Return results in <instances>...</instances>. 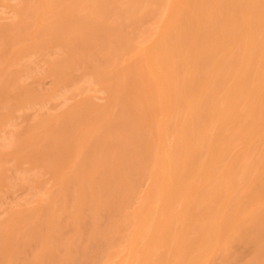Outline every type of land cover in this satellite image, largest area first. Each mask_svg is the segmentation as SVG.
Masks as SVG:
<instances>
[{
  "label": "rangeland",
  "instance_id": "1",
  "mask_svg": "<svg viewBox=\"0 0 264 264\" xmlns=\"http://www.w3.org/2000/svg\"><path fill=\"white\" fill-rule=\"evenodd\" d=\"M145 1L147 2L145 6L143 8L140 7L139 11L136 12L135 15L138 19L137 27L133 29L129 26L122 25L120 38L108 41L103 38L102 30L97 27H89L90 30L88 31V34L86 36L87 42L89 43V45L96 43L100 51V57L96 55V59L93 58V60L90 59L89 55L84 51H72V48L64 46L58 41H52L51 43L45 41V37L43 35L45 28H47L46 22L44 24L32 22L33 18L28 14V9L36 6V4L39 3V0H0V48L3 46L5 37L10 35L11 40V42H9L7 50L3 54L0 53V88L1 84L6 81V89L8 93L7 96H4L0 92V235H18L16 233L20 232V230H17L15 232V229L13 227L16 225L18 226V228L16 229L21 228L25 231V244L23 243L25 246H21L20 250H16L10 245H6V248L2 247L0 253V264H58V256L49 252L50 250H45L43 248L48 239L45 238L46 233H43L40 236L41 232H45L42 229V226L43 224H46L47 221L46 210L48 209V206L54 200H62L60 205L56 207L53 216L54 218H57L60 222H62V225L60 227H65L68 231L61 230L57 235L62 239L76 237V231L74 232L73 230L78 220L75 216L78 215L79 217H81L82 214L87 216L91 215V204L89 202V198L93 192L89 187L84 190L79 188L80 185L86 186L87 181L85 179V175L88 172L86 169H88L90 172L98 173L99 176H102L103 172L105 171V167L110 165H112L111 171L113 172V179L112 183L109 182V185L111 186V192L115 193V201L117 203H115L114 205H110L106 210V214L108 218L112 222H114L112 226H116L117 232H110L108 234V237L112 238V256L108 258L107 253L98 254V252L95 250L93 251V256L90 259V262L91 264H128L130 254L132 253V250L129 247V237L132 231L140 224V219L138 221L136 214L131 212L134 206H137L142 200L145 192L151 187V182L149 180L150 178L143 174H136L134 170V166L136 163L134 158L136 157V155L134 152H132L133 148L131 145L133 142H138L143 138H148V136H143L144 134L140 132L142 130V125L141 123H139V117H142L144 112H148L152 117L151 128L155 131L157 127H161L162 130L161 133H159L160 135H158L157 133H152L154 141L152 146L149 148V152L145 155L146 160H153L155 158V149L157 147L163 146L166 150H172L174 148V143H178V141L175 139L176 137H178V131L182 130V128L185 126V124L181 122L183 118L191 115L192 120L194 117V120H196L199 118L198 116L204 114L205 112V107H203L198 113H193L192 111L196 109V106H194L195 108L191 111L192 114H194L193 117L191 113L188 114L189 109H192V105H197V103L199 105V99L201 98L202 100L201 96H205L206 98L212 96L211 85L214 80H204L206 79V77H204V74L208 73V75L210 74L209 77H212L214 74L211 75V72H214L213 70L216 67L215 65L222 62L221 56H227V58L223 57L226 58L225 63H221L220 65L218 64V66L222 68V66L224 67V65H226V62L228 61L227 59H230L229 57H231L228 55H232L236 51L237 46L239 47V44L245 42V40L243 39L244 41L242 40L243 42L240 43L241 39L243 37L245 38V34H248V37L246 36L247 39L245 38L246 42L247 40L249 42L252 37L250 36V29H248L249 25H244V32H242L243 37H241L240 40H238V38L236 37L240 38L241 35L230 38L232 39V42L234 39V42L239 41V44L229 42L230 40L226 38L228 44L225 45V43H221L219 40L221 44H224L223 50L221 47H218L219 50H222L219 52L217 51V47H215L216 45H213V42L216 44L218 43L219 45V42H217V40L218 38L221 39L220 36L222 34L223 39L221 40H223V42L226 41L224 39L225 35H227L225 33L226 28L224 29L223 33H219L221 30V27H219V32L213 31L216 34L211 33L212 30L208 29L211 31L209 32L211 33V35H209L213 37L212 39L210 38L213 41L212 44L211 42H209L211 40L207 41V39H209L207 38L209 35L206 36V34L202 33L204 29H207V27L211 28V26L213 25L212 24L209 26V24L214 23L218 20L222 19L221 21H223V23H229L228 21H224L225 19L223 20L222 18L223 14L226 13L222 11L227 10L226 7L225 10V8L222 6L224 5V3V6H226V3L228 5V2L230 3L231 0H227L228 2L226 0H215L213 1L215 3H211L213 4V6H211L213 8L217 7V5L214 4H218L220 1L219 4H221V6L220 8L218 6V8H223V10H221L222 13L220 12L221 16L218 12L220 11L218 8L215 11L210 8L214 12H218L216 15H219L221 18H216V20H213L214 22L211 21V18L215 16L214 12H210L212 10H208L211 13H209V16L211 17L209 18L210 20H208L209 16H207L206 19V15L208 14L207 9L209 8L207 4H209L212 0L210 2L209 0H203L204 2L206 1L204 10L205 18L203 14L204 11H201L202 14H200L201 12H199V9H202L204 7V3L200 0H194L198 4L197 6L203 3V6H201L202 8H200L199 6V8L197 9V6L195 5L196 3L193 2V0H189L192 1L190 2L191 4L189 3V5H187L188 0H185L186 2L182 0L183 3L181 2V0H175L178 2L180 1V4L178 2L173 3L174 0H172V11L170 8L167 12L161 14L165 16V19L163 18V16L159 15V17L161 16V19L159 18L158 24V17L156 16L155 7L151 6L147 0ZM198 1H200L201 4L198 3ZM245 1L246 2H244L243 0H234L236 4L238 2V7L236 6V9L239 10V12L243 9V12H240L241 15L243 14L242 16H244L245 10H249L248 6L252 5L251 7H254L257 10V6L259 5V0L258 2L257 0H249V3L248 0ZM251 1H253L252 3L254 5L251 3ZM101 2H104V0H100V2L98 1L99 4ZM243 2L246 4V9L244 8L245 4ZM254 2H257L258 5ZM261 3L263 4L264 2L261 1ZM211 4H209V6ZM100 5L98 6V8L100 7ZM182 6L183 8L180 9L179 7ZM186 6H190L191 8L189 7L188 9ZM263 6H260V9ZM185 7L187 9H185ZM178 8L180 10H177ZM71 9L73 10V8ZM190 9H196L195 11L199 10L197 11L198 13L196 14V16L200 17L201 20H198V18L193 13H190ZM252 9L253 8H251V10ZM255 9H253L252 11H254ZM182 10L183 13L181 12ZM174 11H176V14L174 13ZM186 11H188L189 15H193H190L193 17V19L195 17L197 18L196 20L194 19L195 21L193 19L189 20L190 26L188 25L187 19H185L188 15ZM227 11L229 17L227 14L226 16L230 19V11ZM171 12H173L174 14ZM179 12L184 17L178 20V18L180 17ZM247 12L250 13V11ZM77 13L75 12V14ZM249 13H247V15ZM165 14H167V16ZM73 15L74 12L69 14L66 27H75V24H73L74 22L70 21L74 18ZM174 15L177 17H175ZM189 15L187 17L190 18ZM199 15H202L205 21L207 20L211 22L205 25V21L203 20L204 22L199 23L200 21H202V17ZM168 18L171 20L169 21ZM180 20L182 25L181 27H178V24L180 25ZM162 21L164 22L163 26ZM196 21H198L199 23L198 26H201L204 23V29H202L201 26L202 32L200 27H197V32L199 31L198 34L200 35L201 33L203 35V37L201 35V38H204V36H206L207 39L205 42L210 43V45L206 43V46L208 45L209 47L207 48L210 51L212 50L211 53L209 51L203 52V50L201 49L200 50L202 53L200 51H198L200 53L197 52V50H199L198 48H200L199 45H201L200 41L203 40H201L199 35V38L197 37L198 39H196L195 35H197V33H195L194 31V35L191 32L193 30H196ZM221 21L220 23H222ZM19 23H28L29 25L27 24V27L30 26L32 31L37 32L36 38L38 40V43H40L38 47H24L29 46L31 40H27L28 37L24 36L22 30H19L20 32L18 31V29L20 28L17 27V24ZM226 24L224 27H226ZM159 25H161L160 27L162 28L160 29L162 31H159ZM187 25L189 27H187ZM182 26L186 27L183 28ZM178 28H180L183 33L184 31L186 32L187 30H190V28L192 29L190 32L188 31L189 33L186 32L188 34H182L181 31L179 32ZM245 29L247 32L245 31ZM242 30L243 29L241 28L240 34H242ZM175 31L176 33L174 35ZM17 33L21 34L15 36L17 35ZM170 33L173 35H171ZM177 33L181 36V39L183 38V41H181L180 36H178L180 42H183V46L180 44V46H182L181 49L186 48L185 42L187 41V44H190V42L193 41L192 39L195 40L193 41V43H196V41H198L197 43L199 45H197L196 43L197 47L195 52L192 50L194 49L195 44H188L187 47L190 48L191 46H193V48H186V51L182 50L185 53H181V56L184 55V57H180L179 60L178 56L177 62V65L179 64V67L181 66L180 68L182 71L178 69L179 67H177V69L179 70V72H182L183 80L185 82H187L190 77H193V74H195L193 70L196 71V76H194L197 77V79H195V77L191 79L194 82V85L193 83H191L192 81H188V83L185 84L183 80V82L180 80L182 82L180 83L181 85L183 84V86L175 88L179 89L180 91L174 92L172 94L173 91L168 84L172 85L173 81L174 83L178 82L173 75V68L176 63L173 65H168V57L164 54L167 52L166 47L169 46L171 48L168 47L167 49H171V53L173 51V48L175 47V53L180 55L177 51L180 49V47H176L177 42L175 41L177 40ZM205 33L208 32H206L205 30ZM217 33L221 35L217 36ZM163 34L164 38L162 36L160 39V36ZM168 34H170L172 38L176 36V39H172ZM189 34H193L191 36L194 37L192 38ZM212 34H215L216 36L214 37L212 36ZM131 35H133V37H131ZM134 35L136 37H134ZM185 35H189L191 38L189 36L188 37L191 40H186L188 37L186 38ZM168 36L169 40L165 38ZM160 40L163 41V44L165 46L167 45V41H170L171 45L169 44L166 47H162V41L160 42ZM138 41L141 42L139 45V49H143V52L149 51L148 53H150L152 55V58H154V69H159L160 64L164 65V67L162 66V69H159L160 73L157 77L158 79L160 78L162 73L163 75H166V77H168L167 74L170 72L169 75L171 77L169 76L168 78L164 79L162 75V81L160 79L162 83L158 80L162 84H160L159 87L163 85L166 86V84L168 87H170V91H168L171 96H169V94L167 93L169 98L166 99V95L164 94V92L166 93L167 91V86L162 87L165 88V91H163L162 89V96L164 97H161L159 101H152V86L134 82L136 72L139 70L140 66L144 64V62L146 63V59L142 61L143 57L137 52L139 50L136 48ZM246 42L243 44L249 45L251 41L249 43ZM174 43L175 45H173L172 47V44ZM229 45L234 50L232 49L231 51ZM247 45L245 46L247 48L246 50L249 49V46L251 49V44L249 46ZM201 46L203 49V45ZM206 46H204V48H206ZM148 47L149 49L147 50ZM151 48H153V51L151 50ZM161 48H163L164 52L161 50ZM213 48H216V50H213ZM263 48L264 45L258 51L259 54L260 51L263 50ZM187 49L190 51H188ZM16 50L20 52L15 55L14 53ZM155 50H157L158 52H154ZM159 50L164 54H162ZM225 50H228V55ZM229 50L231 51V53ZM187 51L189 54H191V51L193 52L194 57L192 55H189V57L192 56L190 59L193 58V60L186 58L188 57L186 56L188 55ZM250 51H248V53L251 54L252 51ZM153 52L155 54H158L154 56ZM213 52L215 53V55ZM159 53L160 56L161 54L164 55L163 57L161 56L163 59H166H164V62L162 58H159ZM250 54H248V57ZM261 54H264V51H262ZM211 55L213 56L211 57ZM216 56H218V58L220 57L219 59H221V62L219 60L215 62L213 57ZM253 56V58L257 60L253 61V66L255 65L256 67L252 66V68H250L249 66L252 65L253 59H248L249 61H251H248V64H250L248 65V69L250 68L251 70H253V68L257 69L258 67V69L261 68V70L263 71L264 63H262V61L258 58H255L256 56L254 54ZM200 57L202 59H200ZM211 58L213 59L212 61H210ZM186 60L189 61L188 63H191L192 61V63H194L196 61V63H194L195 69H192L193 65L191 66L190 64H188V66H186ZM205 61V64L207 65L204 64ZM165 62L166 65L164 64ZM197 62H200L199 64L201 65L202 69L204 68L202 64H204L206 68L202 70V73L201 68ZM211 62L212 64H215L213 65V68H210L209 71L207 70V68L210 67ZM208 63H210L209 66ZM56 64L58 67V73L54 74L52 68ZM167 65L169 66V69L171 71L168 69L166 70ZM259 65H261L260 68ZM65 67H67V69H65ZM144 67L145 65L142 66V69ZM196 67L199 68L196 70ZM69 68L71 69L68 70ZM185 68H189L190 72L192 70L193 74L191 73V76L189 74L186 75L187 72L189 73V71L188 69L185 71ZM159 70H157V73L159 72ZM198 70H200V72ZM184 71L186 72V74ZM197 73L199 74L197 75ZM172 75L174 76L173 80ZM184 76L189 78L187 79ZM237 76L239 77V75ZM202 78L203 80H199ZM163 79L166 81L163 82ZM238 79H240V77ZM198 80L200 81V85L198 84ZM120 81H122V87L118 89L117 84ZM159 82H156V84L158 85ZM197 86L200 89H197ZM192 87L195 89V91L193 92ZM121 88H124L123 91ZM196 92H198L197 94L200 93L201 96L199 95V98ZM224 92L225 89L216 90L214 105H216L217 108H221L225 104L221 101ZM194 99H196L197 103H195L196 101ZM188 102H190L191 105L190 103L187 104ZM120 120H123V122L125 121L126 125L122 126L120 124ZM192 120L190 121L191 123ZM207 121L210 123V125L215 127L217 123V117L214 118L213 116H209L207 118ZM226 122L227 125H229L228 120H226ZM196 123L197 122H195V124ZM198 124L199 123L194 125V127H197ZM240 124L238 123L236 125V122L233 121V128L237 126H243L242 124ZM165 127L167 128V131L163 129ZM200 134H202L201 130L191 128L189 132L184 133L183 136L180 137V139L182 137H186L187 139H185L184 141H189V143L193 147H196L199 161L203 160L207 156V151L201 150V144L203 140L199 139L198 136ZM231 134L232 131H227L226 133H224L226 137H229ZM65 141L67 143H65ZM260 146L261 141L258 138V131H250L243 136V142L239 147L236 146L234 151L251 148L254 149L255 152H258L262 150ZM52 147H54V151L49 150V148L51 149ZM102 163L105 164L102 166ZM224 163L225 160L221 161L220 159L217 165L210 167V169L208 170V180H210L211 185H217L220 178L223 180L221 171L224 167ZM199 167L200 166H198V168ZM131 169L134 170V174H131V178H124L123 175L130 172ZM64 179H70V181L65 186V191L63 190V194H60L62 193L60 191V182ZM257 179L258 166H256L255 171L251 172L247 180L249 188L254 189V191L257 189ZM221 184L222 183H219L218 187ZM209 193L210 189L207 188V185L202 184L198 186L196 189V202L201 204L202 206H206L205 212L211 215L214 214L217 210H215V202L210 201L212 200V198H209ZM229 197V194H223L219 202H224L223 205L221 203L220 205H222L223 207L225 206V199H228L226 200V203H228L229 201L231 202V200H229ZM237 198L238 196L232 199L235 200ZM240 200L242 203H245L246 196H241ZM95 204L104 205L108 204V201L106 200V198H103L100 200H96ZM229 204H227L226 206H228ZM65 205L68 206H66V208H63ZM125 218L128 220V223H126L127 225L121 223ZM216 221L213 220L211 222L213 223L210 224V227L212 229L214 228V226H219V220L216 219ZM251 225L253 226V224L247 223L246 228L248 229L249 233L254 234L255 232L250 228ZM211 228L210 235L212 233V236L210 237L212 240L210 239V244L212 246L207 250L205 249L206 251L203 250L202 252H205L202 255L199 254V256H197L198 253L202 252H198L196 254L194 253L197 258L191 257V263L193 261L194 263L202 264L204 261L207 262L209 259L211 260L209 264H243L249 261L251 257L250 254L252 253V246L247 242L227 245V249L225 251L221 253L217 252L219 254H215V256L212 257L213 253H216V248H214L213 242H215L216 247V241L218 240H216L217 238H215V236L217 237L218 229H214V232L211 230ZM256 245L264 246V241H259ZM212 247L214 248L213 250L211 249ZM210 251H213V253H211ZM209 252L211 253V256L207 255L210 254ZM158 254L162 255L161 259L165 258V249L162 248L158 252ZM194 254L192 256H195ZM9 256L11 258H9ZM200 256L202 258L205 257V259H203V261L201 259L200 261ZM194 258L196 259V261L194 260ZM206 262L204 263L208 264V262Z\"/></svg>",
  "mask_w": 264,
  "mask_h": 264
},
{
  "label": "bare ground",
  "instance_id": "2",
  "mask_svg": "<svg viewBox=\"0 0 264 264\" xmlns=\"http://www.w3.org/2000/svg\"><path fill=\"white\" fill-rule=\"evenodd\" d=\"M98 1L100 2V0H39V3L36 4V6L28 9L29 10L28 14L33 18L32 22H36L39 24H44L46 22L47 28H45L44 35H43L45 37L46 42L48 41L49 43H51L52 41H58L62 45L72 48V51L73 50L84 51L89 55L90 59H93V58L96 59L95 57L96 55L100 57V51L96 43L89 45V43L87 42L86 36L88 34V31L90 30L89 27L91 26L92 28L97 27L100 30H102L103 38L108 41L115 40L116 38H120L122 25L129 26L133 29L137 27L138 19L135 16L136 12L139 11L140 7L143 8L145 4L147 3L145 0H104V2L100 3L102 5L101 7ZM147 1L149 2L151 6L155 7L156 16L158 17L157 24L159 22V18L163 16L161 14H164L170 8L172 11L171 5H173L174 2H178L175 0L173 1V3H172V0H147ZM188 1H187L188 3L187 5H189V3L192 2V1H189V2ZM200 1L204 3L203 8L201 7L203 6V3L201 4ZM200 1H198V3L201 4L199 6L202 9H199L200 11L197 10L199 12H201L202 10L204 11L205 5H206L205 3L206 1L205 2L203 0H200ZM210 1L211 0H209V2ZM213 1L215 0H212L209 4H211ZM243 1L246 2L245 0ZM253 1H251V3ZM261 1L264 2V0H259V2L257 0L259 5L257 2H254L255 4L258 5L257 10L254 7H251L252 5L248 6L249 10H245V12L250 11L251 14L247 12L250 14V15L249 14L247 15V13L244 12V16H242L243 14L241 15L240 13V12H243L242 8L240 12L239 10L236 9V6L238 7L237 5L238 2L236 4L234 0H231L230 3L228 2L229 6L227 5V3H226V6H224L225 5L224 3L222 7L224 8L226 7L227 10L230 11L229 13L231 17L230 19L228 18L229 17L228 11L225 8L226 11H222V12H226V13L223 14L222 18L223 20L225 19L224 21H228L229 25L221 21L222 19L220 18L221 16L220 12L221 10H223V8L219 9L221 6V4H219L220 1L218 3L219 5L214 4V5H217V7H213V8L211 7L213 6V4H211L210 6L209 4H207L209 7V8L206 7L208 8L207 11L208 10L210 11L212 9L215 11L217 10L219 6L218 9L220 11L218 12L220 16L216 15L218 12H214L212 10L210 12L211 13L214 12L215 13L214 15L217 16V17L213 16L214 17L213 19V17L211 18L209 16L211 13L209 11L208 12L206 11L208 13V14L206 13L207 14L206 19H207V16H209L208 20H210L209 18L212 19L211 21L216 20V18L217 19L220 18L221 20H218L216 22L213 21L215 24L214 23L209 24L211 21L210 22L207 20L205 21L202 15H199L202 17V21H200L199 23L205 21L204 22L205 25L209 24L210 26L213 24L211 28L206 26L207 29H204V26H203L204 23L202 25L200 24L202 26V29H204L202 32L201 26H198L199 23L198 21H196L197 22V25L195 26L196 30L191 31L192 28H190V30L186 31V32L191 31L192 33L195 31L197 35H195V33L193 34L196 36V39H198L199 36L201 38L202 34L201 33L200 35L198 34L199 31L197 32L198 30L197 27H200L201 32L206 34V36H208L209 34L211 35V33H215L213 31L219 32V29H220L219 27H221V30H222V32L220 30L219 33H223L224 29L226 28L225 33L227 35H225L224 37V39L226 40L225 42L221 40L223 39V34L221 35L217 33L218 34L217 36L221 35L220 36L221 39L218 38L217 42H219L220 40L221 43H225L226 45L228 44L227 39L230 40L229 42H232L231 41L232 39L230 38H234L235 36L241 35L240 38L236 37L238 38V40H240L241 37H243L242 32H244V25H249L250 28L248 26V29H250V32H251V35L250 34L249 35L252 37L251 39L250 38L248 39H250L249 42L251 41L250 42L251 49L249 46L250 44L249 45L243 44L246 42L248 34H245L246 39L244 37L241 39L240 43L245 40V42L241 44L238 43L239 41L234 42L235 40L234 39L233 42L236 44H239V47L237 46L238 49L236 48V51L232 55L229 54L228 50H225L227 55L229 54L228 56H231L229 57L230 59H227L228 61L226 62V65L223 64L224 67L221 65L222 68L218 66L219 63L215 65L216 67L218 66L217 69L219 70H217L216 67L214 66L216 71L214 69L213 70L214 72L213 73L211 72V75L214 74L212 77H209L210 74L208 75V73L207 74L203 73L205 75L204 77H206V79L204 80H207V79H208L207 81L214 80L211 85L212 96L206 98L205 96H201L200 93L197 94L199 91L196 92L198 98L200 95L202 97V100L201 98L199 99L200 103L198 105L197 103L198 98H197V101L196 99H194L196 101L195 103H197L198 106L192 105L193 107L192 109L191 108L189 109L188 114L189 113L192 114V112L198 113L203 107H205V112L204 114L198 116L199 118L196 120H194L195 119V117L193 116L194 114H192V116L194 117L193 120L191 118V115H188V117L183 118L181 122L184 123L185 126L182 128V130L178 131V137L175 138L178 141V143H174V148L172 150H166L165 147L163 146L157 147L155 149V158L153 160H146L145 155L149 152L150 150L149 148L152 146L153 141H154L152 133H157L158 135H160L159 133H161L162 130H161V127H157V129L155 130L157 132H155L151 128L152 117L149 115L148 112H144L142 117H139V123H141L142 125V130L140 132L144 134L143 136H148V138L147 139L141 138L142 140H139L138 142H133L131 145L133 148L132 152H134L136 155V157L134 158L136 162L134 166V170L136 174H143V175H146L148 178H150L149 180L151 182V187L149 190L145 192L142 200L139 202L137 206L136 205L134 206L131 212V213L136 214L138 221L140 219V224L138 227H136L132 231L129 237L130 239L129 247L132 250V253L130 254L128 264H200V263H194L193 261L191 263L190 259L191 257L197 258L195 255L196 253L202 252L205 249L207 250L208 248L212 246L210 244V239H211L210 236H212V233L210 235V228H211L210 224H213L211 222L213 220L216 221V219L219 220V224H218L219 226L218 227L216 226L217 228L214 226V228L213 229L211 228V230L214 231V229H218L217 237L215 236V238H217L216 240L218 241H216L217 242L216 247H215V242H213L214 248H216L215 250L216 253H213V251L212 252L210 251L211 253H213L212 257L215 256V254H219L225 251L227 249L226 248L227 245L234 244V243L247 242V243H250L252 246V253L250 254L251 257L249 261L243 264H264V246L256 245L257 242L264 241V145H263L264 144V70L263 71L261 70L260 68L261 65H259L260 69H258V67L257 69H254V68L253 70L250 69L252 68L254 64L253 61L256 60L253 58L254 57L253 54L256 56L255 58H258L259 60L262 61V63H264V54H261L262 51H264V48L263 50L260 51V54L258 52L261 49V47H263L264 45V8H263L264 3L262 4ZM193 2L196 3V4L194 3L196 6L198 5L196 1L193 0ZM178 3L180 4V1ZM248 3H249V0H248ZM99 5L100 7L98 8ZM190 6L188 7L186 6V7L189 9ZM199 6H197L196 9L199 8ZM260 6H263V7L260 9ZM186 7L185 9H187ZM71 8H73V10ZM179 8L182 9L183 6ZM179 8L177 10H180ZM244 8L246 9V4ZM251 8L255 10L252 11L253 9L251 10ZM195 10H191L190 13H193L196 16L198 12ZM72 11L74 12V15H73L74 18L71 19L70 21L74 22L73 24H75V27L70 28L66 26H67V20H68L69 14L73 13ZM188 11H186L187 14H188ZM75 12L76 13L78 12L79 14L78 13L75 14ZM175 12L176 11H174V13ZM181 12L183 13V10ZM186 13H185V16H186ZM169 14H170V11H169ZM200 14H202V12ZM203 14L205 18V11ZM226 14L228 15V17L226 16ZM159 15L161 16L159 17ZM165 15L167 16V14ZM179 15L180 17L178 16L179 17L178 20L184 17L182 16V14H180V12H179ZM187 16L185 19H187V22L189 25L190 24L189 20L193 19L192 17L193 15L190 16V18ZM224 16L227 18V20ZM164 17L165 16H163V18ZM196 17L198 18V20H201L200 17L198 16ZM196 17L194 18L195 20L197 19ZM169 18L168 20L170 21L171 19ZM220 21L222 23H220ZM179 22H180V25L178 24V27L179 26L181 27L182 25L181 20ZM27 24L19 23L17 24V27H19L20 29H18L17 27L16 28L18 29V31L19 30L23 31L24 36L28 37L27 40L28 39L31 40V42L29 43V46H24V47L36 48L40 44L38 43V40L36 38L37 32L32 31L30 26L27 27ZM225 24H226V27H224ZM163 25H164V22L162 26ZM188 25L187 27L190 26ZM160 26L161 25H159V29L162 28ZM182 27L185 28L186 26L185 27L182 26ZM241 28L243 29L241 31L242 34H240ZM178 29L180 32L181 29L180 28ZM208 29H211L212 32ZM205 30L208 33H205ZM159 31H162V30L160 29ZM186 32L184 31V33L182 32V34H185ZM175 33L176 31L174 32V35ZM19 34L17 33V35L15 36H18ZM164 34L160 36V39L162 36L164 38ZM193 34H189V35L191 36ZM215 34H212V36L215 37L216 36ZM210 35L207 37L209 39H207L206 36H204V38H201V40L204 41V42L200 41L201 45H203V49H202V46L197 43L198 41H196L197 45L200 46L197 52L198 51L201 52V50H203V52L209 51L211 53L212 50L210 51L207 48L209 47L208 45H210V43L205 42L206 39L207 41H209L213 38ZM178 36L180 35L178 34L177 37L174 36V38L175 37L177 38L178 41L175 40L177 44L179 42L178 45L176 44V47L177 46L180 47V49L177 50L180 55L175 53L174 51L175 47L173 48V51H172V53L174 54L171 53V49L170 50L167 49L169 47L168 45L171 43L170 41L166 42L167 44L166 46H168L166 47L163 44V41L160 40V42L162 41L161 46L162 47L165 46L167 52L165 51L166 53L164 54L163 48H161L163 52H161L160 50L159 51L168 57L167 58L169 60L167 61V63L169 62L168 65H171V64L173 65L176 63L175 64L176 67L175 66L174 68L172 67L174 69V70L172 69L174 71V73L173 72L172 73L175 76L176 81L178 82L174 83L173 81L172 85L168 84L171 87V90L173 91L172 94L174 92L180 91L179 89H175V88H179L183 86V84L181 85V83L184 81L182 72H181L182 70L180 68L181 66L179 67V64L177 65V62H178V56L180 60V57L182 56L184 57V55L181 56V53H185L183 51L186 48H189L187 47V45L189 44V43L187 44L188 41L187 42L185 41L188 40L190 36L188 37L187 35H185V37L186 38L188 37V38L186 40L184 39L185 40L184 42L186 44V48L184 49L183 48L181 49V47L183 46L182 45L183 42H180L181 36H180V39H178ZM131 37H133V35H131ZM134 37L136 36L134 35ZM191 37L193 38L194 36H191ZM165 38L168 39L169 36ZM190 40L191 39H189V41ZM192 40L195 41L194 39ZM181 41H183V38L181 39ZM193 41H191L189 45L195 44L194 49H192L195 52L197 46H196V43H193ZM9 42H11L10 35L4 38L3 46L0 48L1 54H3L7 50L9 46ZM209 42H211L212 44L213 41L211 40ZM220 42H219V45L218 43L216 44L213 42V45L214 44L216 45L215 47H217V51L219 52L223 50V46H224V44H221ZM140 43L141 42L138 41L137 47H136L137 49H139ZM206 43L208 44L207 46H206ZM180 44L182 46H180ZM173 45H175V43L172 44V47ZM246 45L249 46L248 50H246L247 49L245 47ZM204 46H206L207 49L204 48ZM218 47H221L222 50H219ZM191 48H193V46H191L189 49ZM148 49L149 47L147 48V50ZM152 49L153 48H151V50ZM230 49L232 51L233 48H231L230 46ZM213 50H216V48H213ZM250 50L252 51L251 54L248 53V51ZM156 51L157 50H155L154 52ZM18 52L20 51L16 50L14 54L16 55ZM137 52L139 55L143 57L142 61L146 59V63L144 62V64L142 65V66L145 65L143 69H142V66H140L139 70L136 72V75L134 77V82L139 83V84L143 83L146 85H151L152 86L151 100L159 101L161 97H164L162 96V89L163 91H165L164 90L165 88H162V87L167 86V84L165 83L166 86L163 85L159 87V85L162 83L161 78L163 77L164 79L168 78L170 76L169 75L170 72L167 74L168 77H166V75H163L162 73L160 78L158 79L157 77L159 76V73H160L159 69L160 68L162 69L164 65L160 64V68L157 69L159 70V72L157 73V70L154 69L155 68L154 58H152V55L148 53L149 51L143 52V49H139ZM154 52H153L154 56L158 54V53L155 54ZM162 54L161 56L163 57L164 55ZM248 54H250L249 57H248ZM189 55L193 56V52L191 51V54L188 53V55H186L188 57L186 56L185 57L190 59L192 56L189 57ZM161 56L159 53V58H162ZM212 56L213 55H211V57ZM218 56L213 57L215 62H217L218 60L219 61L221 60L219 59L220 57L218 58ZM221 57H222V60H221L222 62L221 61L220 62L225 63L227 56H221ZM223 57H226V58H223ZM164 59H163V62H164ZM200 59L202 58L200 57ZM213 59L211 58L210 61H212ZM248 59H253L252 65L249 66L250 67L249 69H248V65L250 64H248V61H249ZM190 60H193V58ZM196 61L194 63H196ZM203 61H200V62H203ZM188 62L189 61L185 63L187 64L186 66L190 64L191 66L193 65L192 69H195L194 63H192L193 61L192 62L190 61L191 63H188ZM200 62H197V63L199 64ZM205 63L206 61L204 62V64ZM164 64L166 65V62ZM204 64H202V66L205 68ZM214 64H212V62H211V65L210 63H208V66L210 65V67L207 68V70L210 71V68L211 67L213 68ZM167 66H166V70L167 69L170 70L169 66L168 67ZM199 66L201 68L200 64ZM177 67H179L178 69L181 70L180 72L177 69ZM253 67H256V66L254 65ZM198 68L196 67V70ZM204 68L203 69L201 68V73H202V70H204ZM65 69H67V67H65ZM70 69L71 68H69L68 70ZM187 69L188 71L190 70L189 68H185L184 70L186 71ZM52 70L54 74L58 73L57 64L53 66ZM198 71L200 72V70ZM193 72L195 74H193ZM193 72L192 70L191 72L189 71V73L187 72V74L185 72L186 75L188 74L190 75L191 73L193 74V77L192 78L190 77L188 81H192L191 79H193L196 76V71L193 70ZM198 74L199 73H197V75ZM237 75H239L240 79H238L239 77ZM174 76L172 77V80ZM201 77H202V74H201ZM164 79H163V82L166 81ZM195 79H197V77H195ZM180 80L181 81L183 80V81L181 82ZM199 80H203V78ZM199 80H198V84L200 82ZM188 81L187 82L184 81L185 84L188 83ZM156 82L157 83L159 82V84L157 85ZM191 83H193L194 85L193 81ZM121 85H122V81H120L117 84V88L120 89V87H122ZM198 86H197V89L199 88ZM6 87H7V82L4 81L1 84V88H0V92L4 96L8 95ZM170 87L166 88V90L168 91ZM193 89H192V92L195 91V89L194 90ZM217 89H225V92L221 100L225 104L221 108H217L216 105H214ZM167 91L166 93L164 92V94L166 95L165 96L166 99L169 98L168 94L169 96H171V94L169 93L170 90L168 92ZM190 102H188L187 104H189ZM194 106H196V109L192 111L195 108ZM209 116H213L214 118L217 117V123L215 127L210 125V123L207 121V118ZM190 118L192 120V123L190 122L191 121ZM226 120H228L229 125H227ZM233 121L236 122V125L242 122L241 124L243 126H237L233 128ZM195 122L199 123L197 127H194V125L197 124V123L195 124ZM120 124L122 126L126 125L125 121L123 122V120H120ZM191 128H195L196 130H201L202 132V134H200L198 137L200 140H203L201 144V150L207 151V156L201 161H199L198 159L199 156H198L196 147H193L189 143V141L185 142L184 140L187 139L186 137H182L180 139V137L183 136L184 133L189 132ZM163 129L166 130L167 128L165 127ZM227 131H232V134L229 137H226L224 135V133H226ZM250 131H258V138L261 141L260 147L262 148V150L255 152L254 149L246 148L243 150L234 151L235 147L236 146L239 147L241 143L243 142V136ZM65 143L67 142L65 141ZM63 145H66V144H63ZM49 150L54 151V147H52L51 149L49 148ZM220 159L221 161L225 160L224 167L222 168V171H221L223 180L220 178L217 185L215 184L211 185L210 180H208L207 172L210 169V167L217 165ZM104 164L105 163H102L101 165L103 166ZM198 166L200 167L198 168ZM256 166H258V179L256 182L257 191L256 190L254 191V189L249 188V184L247 180L251 172L255 171ZM111 169H112V165L105 167V171L103 172L102 176H99L98 173L90 172L88 169H86L88 171L85 175V179L87 181L86 186L80 185L79 188L84 190L89 187L93 192L89 198V202L91 204L90 206L91 215L87 216V215L82 214L81 217H79L78 215L75 216L78 222L76 223V226H74V230L73 229L71 230H73L74 232L76 231V237L62 239L60 238V236L57 235L59 231L61 230L68 231L65 227H63L65 229L61 228L60 226L62 225V222H60L57 218H54L53 216L56 210V207L60 205L62 200H54L48 206V209L46 207L47 209L46 210L47 212L46 220L47 221H46V224H43L42 226V229L45 232H41L40 236L43 233H46L45 238H48V239L43 248L45 250H50L49 252H51L52 254H56L58 256V264H91L90 259L93 256V251L95 250L98 252V254L107 253L108 258L112 256V244H111L112 238L108 237V234L110 232H117V228L116 226H112L114 222H112L108 218L106 214V210L110 205H114L117 202L115 201L116 199L115 193L111 192V189H110L111 186L109 185L110 184L109 182L112 183V179H113V175H112L113 172L111 171ZM132 170L133 169H131L130 172L123 175V177L126 179H130L131 174H134V170L133 172ZM69 181L70 179H67V180L64 179L60 182V186H61L60 191L62 192L60 194H63V192L65 191V186L67 185ZM219 183H222V184L218 187ZM202 184L207 185V188L210 189L209 198H212V200L210 201L215 202V210H217L214 214L209 215L208 213L205 212L206 206H202L201 204L196 202V189L198 186ZM223 194H226V195L229 194L230 195L229 200H231V202L229 201L228 203H226V200L228 199H225L224 207L222 206L224 201L219 202ZM236 196H238L237 199L235 200L232 199ZM241 196H246L245 203L241 202L240 200ZM103 198H106V200L108 201V204H104V205L95 204L96 200H100ZM220 203L222 205H220ZM227 204L229 205L226 206ZM66 206L68 205H65L63 208H66ZM190 218H194V219H190ZM121 223L127 225L126 223H128V220L125 218L122 220ZM247 223L253 224V226L251 225L250 228L255 232L254 234L249 233L248 229L246 228ZM13 227L15 229V232L17 230H20V232L16 233L18 235H13L11 233H10L11 234L10 236L0 235V253H1V248L5 247L6 245H10L12 248L16 250H20L21 246L23 247L25 246L24 245L25 244L24 243L25 242L24 240L25 231L21 228L16 229L18 228L17 225ZM162 248L165 249L166 255H164L165 258L161 259L162 255L158 254V252ZM214 248L212 247L211 249L213 250ZM204 252L198 253L197 256H199V254L202 255ZM211 253L207 255L211 256ZM193 254L195 256H192ZM9 258L11 257L9 256ZM195 258L194 260L196 261ZM199 259L200 261L201 259L203 261L205 257L203 258L201 257ZM210 261H211L210 259L207 261L208 264ZM204 262L203 263L201 262V263L205 264Z\"/></svg>",
  "mask_w": 264,
  "mask_h": 264
}]
</instances>
